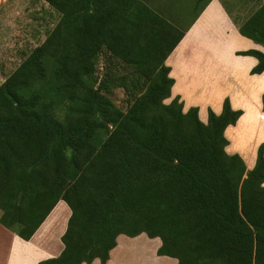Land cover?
Wrapping results in <instances>:
<instances>
[{
    "label": "trees",
    "instance_id": "trees-1",
    "mask_svg": "<svg viewBox=\"0 0 264 264\" xmlns=\"http://www.w3.org/2000/svg\"><path fill=\"white\" fill-rule=\"evenodd\" d=\"M43 1L57 21L0 82V224L26 240L66 203L59 254L35 264H104L118 234L141 232L176 264H264V143L246 169L224 149L242 113L227 96L205 122L177 95L164 102V58L207 0L177 34L140 0ZM236 29L264 48V0ZM101 54L127 72L97 76ZM235 54L264 70V52ZM117 83L124 110L106 94Z\"/></svg>",
    "mask_w": 264,
    "mask_h": 264
},
{
    "label": "crops",
    "instance_id": "crops-1",
    "mask_svg": "<svg viewBox=\"0 0 264 264\" xmlns=\"http://www.w3.org/2000/svg\"><path fill=\"white\" fill-rule=\"evenodd\" d=\"M241 20L235 16V8L230 11L221 0H207L164 58V64L173 80L167 100L179 96L183 111L196 106L200 121L205 122L207 107L219 113L224 96L232 109H241L235 123L223 130L228 141L224 149L228 154L237 153L250 169L256 146L264 143L260 102L264 70L250 74L255 57L235 52L250 48L264 52V48L238 33L236 26ZM247 110L251 112L241 128ZM69 213L66 203L58 199L26 240L0 224V264H35L57 256ZM159 244L158 237L149 238L143 232L135 236L118 234L104 264H176L175 258L156 254ZM89 264L100 263L94 258Z\"/></svg>",
    "mask_w": 264,
    "mask_h": 264
},
{
    "label": "rangeland",
    "instance_id": "rangeland-1",
    "mask_svg": "<svg viewBox=\"0 0 264 264\" xmlns=\"http://www.w3.org/2000/svg\"><path fill=\"white\" fill-rule=\"evenodd\" d=\"M140 1L173 25L176 34L184 29L195 12L193 5L196 0ZM221 1L228 10L233 11L235 8L237 19H244L263 0H230L231 3L228 0ZM57 19L58 13L40 0H0V82L32 47L41 43ZM107 66H114L116 74H125L123 72L128 70L118 60L110 61L101 54L97 60L96 75L101 76ZM106 94L115 106L122 110L126 108L127 93L122 85L117 83L111 86ZM167 101L166 98L164 102ZM251 110H247L240 121L241 128Z\"/></svg>",
    "mask_w": 264,
    "mask_h": 264
}]
</instances>
